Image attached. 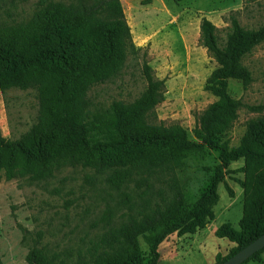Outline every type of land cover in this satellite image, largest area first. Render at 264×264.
<instances>
[{
  "label": "trees",
  "instance_id": "trees-1",
  "mask_svg": "<svg viewBox=\"0 0 264 264\" xmlns=\"http://www.w3.org/2000/svg\"><path fill=\"white\" fill-rule=\"evenodd\" d=\"M67 1L49 5L27 22L0 25V91L34 89L39 104L38 121L26 133L18 139L0 136V180L40 181L66 166H81L106 173V182L121 188L144 174L175 177L188 160H204L212 152L219 163L206 168L208 177L197 193L173 179L168 194L140 218L112 227L77 259L59 264H156L168 236L193 233L213 219L218 185L229 165L241 159L239 229L225 223L215 231L236 246L215 264L264 234V114L247 121L238 146L231 147L227 138L242 106L229 94V81L252 82L243 59L264 43V24L248 30L233 18L221 43L215 25L202 19L199 42L217 65L205 90L216 100L199 116L191 140L178 124L149 121L163 100L164 82L147 64L146 87L134 101L90 106V90L115 76L135 48L120 0ZM263 251L243 264L259 262ZM30 258L32 264H51L39 251Z\"/></svg>",
  "mask_w": 264,
  "mask_h": 264
},
{
  "label": "rangeland",
  "instance_id": "rangeland-1",
  "mask_svg": "<svg viewBox=\"0 0 264 264\" xmlns=\"http://www.w3.org/2000/svg\"><path fill=\"white\" fill-rule=\"evenodd\" d=\"M134 45L120 71L88 93L92 108L107 107L114 100L134 101L146 87L143 66L163 80V100L149 116L155 124H178L195 140L194 129L206 107L216 98L205 90L216 62L200 44L203 18L217 28L221 43L235 18L244 29L264 24V0H120ZM67 0H0V25L21 24L55 3ZM243 64L252 76L244 86L230 80L229 94L242 103L227 138L239 145L246 123L264 114V43L256 46ZM262 107L260 111L249 107ZM39 104L34 89L0 91V136L18 139L38 121ZM219 163L212 152L204 160H188L169 175H140L121 188L106 182V173L81 166H66L40 181L0 180V264H32L33 251L51 264L72 261L90 241L112 227L140 218L169 192L173 179L197 193L208 177L206 168ZM243 159L232 162L219 183L213 219L193 233H174L159 246L156 264H215L236 245L215 236L229 223L239 229L243 210L240 171ZM141 249L148 248L140 239ZM264 264V251L258 262Z\"/></svg>",
  "mask_w": 264,
  "mask_h": 264
},
{
  "label": "water",
  "instance_id": "water-1",
  "mask_svg": "<svg viewBox=\"0 0 264 264\" xmlns=\"http://www.w3.org/2000/svg\"><path fill=\"white\" fill-rule=\"evenodd\" d=\"M264 248V234L250 242L248 245L237 251L235 254L227 258L220 264H243L256 252Z\"/></svg>",
  "mask_w": 264,
  "mask_h": 264
}]
</instances>
